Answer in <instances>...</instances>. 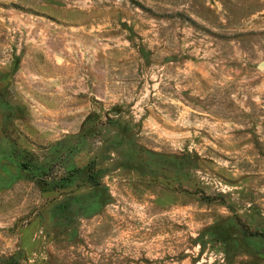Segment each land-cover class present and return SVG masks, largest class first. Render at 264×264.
Here are the masks:
<instances>
[{
	"label": "rangeland",
	"instance_id": "obj_1",
	"mask_svg": "<svg viewBox=\"0 0 264 264\" xmlns=\"http://www.w3.org/2000/svg\"><path fill=\"white\" fill-rule=\"evenodd\" d=\"M264 0H0V264H264Z\"/></svg>",
	"mask_w": 264,
	"mask_h": 264
},
{
	"label": "water",
	"instance_id": "obj_2",
	"mask_svg": "<svg viewBox=\"0 0 264 264\" xmlns=\"http://www.w3.org/2000/svg\"><path fill=\"white\" fill-rule=\"evenodd\" d=\"M258 69H259V70H263V69H264V62H260V63L258 64Z\"/></svg>",
	"mask_w": 264,
	"mask_h": 264
}]
</instances>
